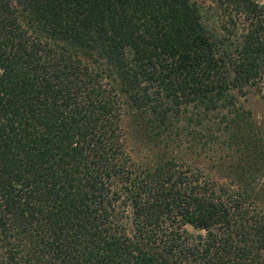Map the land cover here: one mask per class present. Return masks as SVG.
Masks as SVG:
<instances>
[{"label":"trees","instance_id":"1","mask_svg":"<svg viewBox=\"0 0 264 264\" xmlns=\"http://www.w3.org/2000/svg\"><path fill=\"white\" fill-rule=\"evenodd\" d=\"M212 1L248 23L232 61L188 0H0V264H264V143L232 93L264 74V8ZM124 102L219 174L135 158Z\"/></svg>","mask_w":264,"mask_h":264},{"label":"rangeland","instance_id":"2","mask_svg":"<svg viewBox=\"0 0 264 264\" xmlns=\"http://www.w3.org/2000/svg\"><path fill=\"white\" fill-rule=\"evenodd\" d=\"M194 3L200 14L201 23L206 31L210 41L215 42V47L225 55L224 50L228 52L229 58L234 60L237 58L235 48L239 46L242 34H245L248 23L239 19L230 9L223 10L212 0H188ZM254 4L264 8V0H250ZM254 22V20H252ZM237 105L250 113V118L257 126L258 135L264 143V74L240 91H233ZM147 119L140 116L138 112L132 110L126 102L123 103L122 108V122L121 128L125 139L126 148L135 152V158L140 160H151L159 150L164 152L172 151L176 154L185 166L192 169H202L204 172L218 173L222 163L219 157H224L226 161V154L223 152H213L214 148L206 151L197 150L198 145L193 142L190 132L182 129L178 131V137L173 139L168 138V146L162 143V138L167 136L165 131L161 132V139L156 140L152 138L156 130L149 129ZM155 131V132H154ZM223 182V179L218 180ZM260 209L264 210V200H259ZM188 232L194 233L190 228H186Z\"/></svg>","mask_w":264,"mask_h":264}]
</instances>
